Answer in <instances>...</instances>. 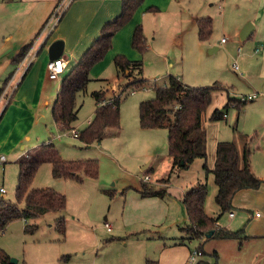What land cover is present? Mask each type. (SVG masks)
<instances>
[{"label":"rangeland","instance_id":"374dc122","mask_svg":"<svg viewBox=\"0 0 264 264\" xmlns=\"http://www.w3.org/2000/svg\"><path fill=\"white\" fill-rule=\"evenodd\" d=\"M145 1L143 4L146 5ZM250 2L174 0L171 8L161 12L146 10L149 22L147 50H137L132 45V38L130 44L129 41L122 44L123 51L132 50V60L142 59L145 85L139 88L130 85L123 94L121 128L117 130V136L112 134L116 132L115 129L108 128L102 139L88 144L75 136L72 129L62 130L55 123L49 106L47 109L43 106L46 119L35 124L30 139H24L30 121H22L15 127L11 125L1 134L0 186L6 187L7 192L4 196L0 194V199L8 202L16 201L19 152L32 150L45 141L53 142L67 159H97L100 166L98 177L85 175L81 181L55 177L50 162L39 167L31 187H53L63 192L67 196V207L27 222L21 218L14 219L0 231V249L16 258L15 264H216L218 252L215 251V244L218 240L205 238L201 241L183 229L189 223V218L179 198L181 192L187 191L199 180L206 182L208 195L205 209L209 214L219 216L221 210L215 202L217 185L214 175L203 164L207 163L208 168L214 166L218 141H239L240 131L244 132V108L239 120L234 103L228 108L230 114L227 120H210L213 110L223 108L227 100V91L217 90L204 113L208 137L207 158H196L188 168L171 172L168 129L143 128L139 120V103L154 98L155 88L167 83L166 69L163 73L158 72L163 68L161 66L171 69L170 74L180 73L184 81L193 86L220 81L230 91H244L240 84L246 83L240 51V47L244 49L245 42L241 31L250 22L247 15ZM152 4L157 3L147 5ZM165 5L162 3L158 6L162 9ZM194 15L212 16L213 32L207 40L199 38L197 27L192 22ZM177 34H184V44L174 41ZM222 37L228 41L223 43ZM214 43L219 44L220 48L213 50L211 47ZM120 53L126 55L124 52L117 54ZM236 62L239 68L235 67ZM105 74L99 77L108 78L111 84L105 94L111 95V85L124 81L125 77L117 78L114 63ZM126 83L117 88L121 89ZM100 84L101 80L92 75L87 90L77 95L78 118L73 126L80 133L89 124L91 116L93 119L96 109L93 90L99 89ZM21 138L24 143L16 144ZM13 144L17 146L11 148ZM23 144L25 148H21ZM153 157V169L146 173L143 168ZM145 174L150 175L148 180L144 179ZM141 178L156 187L166 186L168 192L164 196H141L135 187ZM62 216L66 219L65 234L57 226V219ZM219 219H230L228 212L222 213ZM34 222L38 223L37 229L27 231L26 225ZM106 223L111 224V229ZM200 245L204 253L198 261L190 263L189 248ZM187 254L188 258L185 259Z\"/></svg>","mask_w":264,"mask_h":264},{"label":"trees","instance_id":"16d2710c","mask_svg":"<svg viewBox=\"0 0 264 264\" xmlns=\"http://www.w3.org/2000/svg\"><path fill=\"white\" fill-rule=\"evenodd\" d=\"M61 0H58L56 5ZM144 0H121L120 13L111 20L106 21L100 30V35L90 44L75 66L64 76L57 99L52 106V116L62 130L74 128L73 122L78 118L77 95L86 91L91 81L90 72L92 68L102 61L113 46L115 33L123 28L134 17L136 11L142 6ZM147 10L158 11L155 5H150ZM198 35L201 40H207L213 32V18L201 16L197 19ZM33 41L22 46L13 62H20L31 48ZM132 45L139 51L145 52L148 48L147 36L144 26L140 23L136 26ZM119 75L131 79L122 86L118 95L106 99L105 90L93 91V95L99 102L93 115V119L79 133L83 141L90 144L102 139L108 128L119 130L121 128V103L123 94L130 85L141 87L145 85L143 77L142 59L132 60L125 54H117L114 59ZM13 73L7 78L3 88L8 83ZM167 84L157 86L156 96L151 99L142 100L139 103V120L143 128L166 127L169 137V152L173 158L171 172L175 169L180 171L186 169L199 157L207 158V133L204 126V113L210 105L214 93L217 90L227 91V100L223 108H215L210 120H221L232 103L238 109V114L248 101L233 95L230 88L220 81L211 85L193 86L186 84L177 75H169ZM243 141L241 148L235 140H220L216 145L215 163L213 168L204 167L214 174L218 191L215 202L220 206V214L217 217L210 216L205 209L208 195L206 182L198 181L183 195L182 201L185 205L189 223L183 229L193 237L204 240L207 233L214 229L212 236L219 238H242L244 229L230 230L217 227L216 222L224 212L233 210V199L235 194L245 188H259L264 180L252 169L249 146L253 135L240 132ZM19 164L18 185L16 188V201L14 203L0 199V231H2L14 219L27 221L38 218L47 212L63 210L67 207V196L53 187H31L39 167L46 162L52 164V174L55 177L66 179L83 180L88 175L98 177L99 162L97 159H67L61 155L59 149L53 142H44L34 149L27 150L25 154L17 158ZM140 194L144 196H164L168 190L166 186L155 185L141 179ZM57 226L61 233L66 232V219L64 216L57 219ZM38 223L27 224V231L37 229ZM201 240V241H202ZM202 244V243H201ZM203 249L202 245L199 246ZM10 254L0 249V264H15ZM150 263V262H148Z\"/></svg>","mask_w":264,"mask_h":264},{"label":"crops","instance_id":"0c3cea01","mask_svg":"<svg viewBox=\"0 0 264 264\" xmlns=\"http://www.w3.org/2000/svg\"><path fill=\"white\" fill-rule=\"evenodd\" d=\"M57 1L0 0V91L7 78L13 73L9 83L0 95V136L11 125L15 127L18 123L22 124V121H30V128L25 131L24 139L32 137L31 131L34 129L35 124L46 119L43 115H46L43 106L46 109L48 106L51 107L52 112V106L57 99L64 76L75 66L90 44L100 35L103 24L108 20L114 19L121 11V0H72L64 10L56 27L47 35L48 31L42 32V28L56 11L58 7L56 5ZM158 1L146 0V5L143 4L136 11L134 17L126 24L127 26L115 33L112 48L106 57L97 63L90 72L91 78L94 75L101 80L99 89H107L108 91L111 84L110 81L108 78H100L99 76L106 75L105 71L113 63L115 65L114 59L117 53L124 52L130 59L134 58L132 50L126 52L122 50V44H127L128 41L130 44V39L138 24L141 23L144 26L147 36L149 22L146 10L147 6H150L147 4L157 3L152 5L157 6L159 8L158 12H161L163 9L171 8L174 0ZM250 1L247 7V15H249V21L253 23L254 29L248 37L244 38V49L240 47L244 61V82L246 83L244 85L240 83L244 91L235 92L231 90L230 92L238 96L254 95L252 99H248L244 106L243 133L253 135L249 142L251 167L264 180V0ZM162 3L166 5L165 8L161 9L158 5ZM201 16L206 15H194L192 18L193 26L197 27V30V19ZM57 39H62L64 43V49L60 57L65 60L66 67L64 73L58 79H53L49 77L48 61L50 60L51 44ZM185 40L184 34H177L174 37L176 43L184 44ZM30 41H33V44L28 52L29 55L25 56L20 62H13L14 57L19 53L22 46ZM227 41L228 39L222 42L226 43ZM212 45H214L211 47L213 50L220 48L217 43ZM151 46H153V43H151ZM31 58H33L32 61ZM161 67L163 68L158 72L166 69L168 79V76L171 75L170 72H172L171 69L166 66ZM6 73L8 75L2 79ZM117 75L118 79L123 76L119 75L118 72ZM177 76L184 81L180 73ZM127 81L128 79L125 77L124 81L115 82L114 85H111L110 90L113 93L111 95L105 94V98L110 99L118 95L121 89L117 87ZM185 83L187 84V82ZM98 104L99 102L96 100V107ZM226 114L225 120L228 119L230 111L227 110ZM240 115H237L238 120ZM91 120L92 116L88 123ZM74 128L78 130L77 127ZM233 129L236 131L237 124L233 126ZM116 132L112 134L117 136L119 131L116 130ZM22 141L23 138L16 144L24 143ZM237 142L240 143L242 148L243 141L241 138ZM16 144H13L11 148L16 147ZM21 148H25V144ZM26 152L25 150L19 152L18 157ZM153 160L154 157L148 159V163L144 166L143 169L146 173L147 171L148 173L152 171ZM172 166L173 158L171 159V170ZM141 179L135 185L137 190L140 187ZM185 192H181L179 198L183 205L182 197ZM0 194L4 196V194ZM218 207L220 208L219 205ZM231 212H234V214L231 215ZM257 212L260 214L257 215ZM209 215L216 217L217 214ZM228 216L230 217L228 220L218 219L216 226L233 231L244 229V235L247 236L241 239L207 236L218 240V243L215 244V251L218 252L216 253L218 254L216 264H264V182L257 189L245 188L238 191L233 199V210L228 212ZM191 249L189 248V253ZM187 258L188 254L185 259Z\"/></svg>","mask_w":264,"mask_h":264},{"label":"built area","instance_id":"2783aa9c","mask_svg":"<svg viewBox=\"0 0 264 264\" xmlns=\"http://www.w3.org/2000/svg\"><path fill=\"white\" fill-rule=\"evenodd\" d=\"M72 0H61L57 5V9L56 11L52 14V16L48 19V21L46 22V24L43 26L42 28V32L48 31L47 35H49V33L56 27V25L58 24L60 17L62 16L64 10L67 8V6L70 4ZM226 37L222 38V41H226ZM259 49V48H258ZM30 50V49H29ZM29 52V51H28ZM27 52L26 56L29 55V53ZM35 56V55H34ZM33 56V58H34ZM33 58H31V61L33 60ZM30 61V63H31ZM29 63V64H30ZM65 67H66V62L62 57H58L55 59H50L48 61V73H49V77L53 78V79H58L62 73H64L65 71ZM235 67L239 68V64L236 62L235 63ZM10 80V79H9ZM9 83V81H8ZM7 83V84H8ZM6 84V86H7ZM5 86V87H6ZM4 87V89H5ZM134 92V91H133ZM254 95H240V97L244 98V99H252ZM227 114H225L226 116ZM72 132L74 133L75 136L79 135V131L75 128L72 129ZM5 159V157L2 155L1 160L3 161ZM150 178L149 174H146L144 176V179L148 180ZM6 192V188L4 186H0V193L4 194ZM234 212H231V215H233ZM260 213L257 212V215H259ZM108 229H111V224L106 223ZM204 253L203 249L200 248L199 246L192 249L190 251V255H189V262L190 263H194L196 261H198V258Z\"/></svg>","mask_w":264,"mask_h":264},{"label":"water","instance_id":"95a60500","mask_svg":"<svg viewBox=\"0 0 264 264\" xmlns=\"http://www.w3.org/2000/svg\"><path fill=\"white\" fill-rule=\"evenodd\" d=\"M254 25L252 22H248L241 31V37L244 39L250 35V33L253 31ZM64 49V43L62 39L55 40L50 47V59H55L60 57ZM214 233V229L210 230L207 233V236L210 237ZM13 263L17 262V259L12 257L11 258Z\"/></svg>","mask_w":264,"mask_h":264}]
</instances>
